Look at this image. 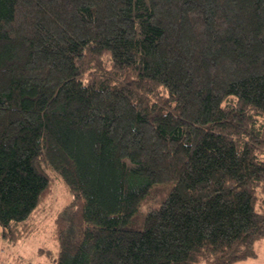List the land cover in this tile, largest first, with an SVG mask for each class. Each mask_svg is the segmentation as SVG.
Wrapping results in <instances>:
<instances>
[{
    "label": "trees",
    "instance_id": "1",
    "mask_svg": "<svg viewBox=\"0 0 264 264\" xmlns=\"http://www.w3.org/2000/svg\"><path fill=\"white\" fill-rule=\"evenodd\" d=\"M53 174V264L254 259L264 0H0L4 241L35 231Z\"/></svg>",
    "mask_w": 264,
    "mask_h": 264
},
{
    "label": "rangeland",
    "instance_id": "2",
    "mask_svg": "<svg viewBox=\"0 0 264 264\" xmlns=\"http://www.w3.org/2000/svg\"><path fill=\"white\" fill-rule=\"evenodd\" d=\"M52 176L55 178L52 186L53 193L46 200L44 205L46 208L43 211L45 213L40 214L37 220L38 225L28 239L19 242H6L1 237L0 227V264H53L59 249L53 234V221L58 210L71 201V194L62 179L54 174ZM172 187L173 184L169 183L153 188L152 198L142 203V212L160 204ZM132 228L140 230L142 223ZM256 248L258 255L254 259H244L237 264H264V240L259 241Z\"/></svg>",
    "mask_w": 264,
    "mask_h": 264
}]
</instances>
